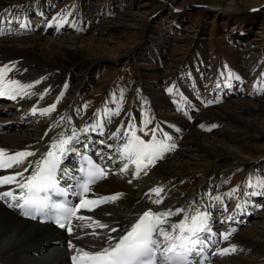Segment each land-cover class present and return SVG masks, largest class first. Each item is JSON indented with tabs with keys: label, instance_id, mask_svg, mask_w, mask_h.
<instances>
[{
	"label": "rangeland",
	"instance_id": "1",
	"mask_svg": "<svg viewBox=\"0 0 264 264\" xmlns=\"http://www.w3.org/2000/svg\"><path fill=\"white\" fill-rule=\"evenodd\" d=\"M28 3L39 7L51 4V6L46 5V10H53L48 16L43 13L46 10L40 12V16L35 11H26L30 24H35V27L41 30H31V34L45 39L60 38L63 34L96 35L101 45L128 49V53L123 58H112L111 54L110 57L103 58L95 64L94 76L89 80L82 99L86 98L95 106L101 100L106 101L100 105L107 108L115 107L118 101H125L128 109L119 112L116 116L132 117L133 112L130 109L132 108L134 110L132 121L137 127V134L141 137H151L152 127L161 130L160 133L157 132L160 138H163L162 132H167L173 137L164 128L166 121L179 123L186 128L196 118L201 117L200 113L206 108H214L232 100L246 101L252 105L258 100H264V0H30ZM26 9L29 7L24 10ZM9 11L10 9L4 15L7 21L12 20ZM67 14L69 17L66 16ZM129 14L134 15L135 19L128 18L123 25H119L118 22V26L112 29L101 22L106 20L115 22L118 16ZM43 15L56 16L59 19L67 17V19L59 30L56 25L47 24L50 28L44 32L46 26L40 23ZM80 17L86 21L81 20L78 23L76 19ZM98 23H101V26L98 27ZM11 27L13 30L18 29V22L12 23ZM51 27H54V30ZM90 27L94 30L91 31ZM28 34L29 32H26L18 36ZM73 68L70 71L77 76L80 68L74 71ZM229 72L233 74L230 80L231 87L225 85ZM237 75L240 80L235 79ZM159 96L164 100V104L159 102ZM82 99L77 101V105L80 106L81 103L82 107H86V104H82ZM209 100L214 103H207ZM179 101H186L187 111H181V108L175 110ZM5 102L10 104V101L0 102V110L6 105L8 110L15 111L9 107L11 105L1 104ZM191 104L196 108H191ZM92 110L95 117L104 111L91 107L86 110L85 115ZM258 113V110L244 112L242 117L262 123L263 133L236 132L232 137V141H236L237 144H253L252 153L242 146H233V142L229 140L228 145L236 155L224 156L215 161L207 154H203V148L198 145L189 144L183 147L176 142L177 146L166 160H174L175 156L187 160L188 163L185 165L192 170V173L184 174L171 185L168 184L166 186L168 196L179 198L180 195L191 193L195 186L206 179L208 169L215 166L221 170V173L212 176L215 187L211 189V193L218 190L214 194L220 195L223 192L228 193L233 188L237 189L231 198L224 197L226 206L224 210H220V213L231 211L241 199L247 198L252 206L245 209L250 210L251 214L248 216L249 213L244 211L238 215V212L233 213L237 215L232 218H235L234 224L238 230L245 232L256 229V226L258 229L263 228L264 187H249L250 181L255 185L258 180L264 178V116ZM81 114L77 117L79 118ZM139 117L144 121L143 125ZM83 118L73 119L81 121ZM41 122L43 123V117L39 116V120L30 124L36 126ZM239 123L229 118L213 119L208 125H199L196 129L213 136L216 131H233ZM107 125L110 129L109 124ZM28 127L29 124L16 130L13 125L7 132L29 131ZM127 127L128 125L124 126L122 123L120 129ZM140 127L144 130L140 131ZM222 135L224 139L227 137L223 133ZM109 149L116 154V149H112V146ZM183 149L187 151L181 153ZM200 154L203 156L200 157ZM125 162L121 161V164ZM200 164L204 166L203 171L200 170L199 173ZM116 167L119 168L118 165ZM150 171L151 168H147L133 177L132 167L129 166L121 177L123 179L126 177L128 184L139 188L151 174ZM115 177L120 179L119 176ZM252 191L260 194L251 195ZM214 222L215 226L220 225V228L223 226L218 217L212 218L210 224Z\"/></svg>",
	"mask_w": 264,
	"mask_h": 264
},
{
	"label": "bare ground",
	"instance_id": "2",
	"mask_svg": "<svg viewBox=\"0 0 264 264\" xmlns=\"http://www.w3.org/2000/svg\"><path fill=\"white\" fill-rule=\"evenodd\" d=\"M28 1L30 0H0V20L4 21V23H0V65L15 62V67L12 68V71L8 74L7 78L17 79L24 84L32 85V94L27 97H18L15 100L8 96L0 97V101L8 99L11 102L10 104L8 102L1 104L15 105L11 108L15 111L8 110L6 105L0 110V147H4L8 151L30 150L34 155L26 159L34 161L47 151L51 140L59 131L70 133V126L64 127V124H67V121H65L64 124H61L59 128H49V125L60 124V116L72 117L74 114V117H72V124L79 128L85 124L93 122L97 118L95 117L93 110L88 111L85 115L86 110L91 107H94L97 110H105L107 108L100 105L106 103V101L101 100L95 106L88 102L86 98L82 99V94L86 92L85 90L88 87V82L91 77L94 76V67L96 63L100 62L103 58L110 57L111 54L112 58H123V56L128 53V49H118L117 47L101 45L100 40L96 35L86 36L79 34H63L60 38L45 39L36 34H31V30L36 31L40 29L39 27H35V24H30V18L26 15V11H35L36 13H39L40 16V12L46 10V5L51 6V4H41L42 7H39V5L32 6ZM27 7H29V9L24 10ZM9 9V15L12 17V21L18 22L19 25V28L16 30H13L11 25H9L4 18L5 13ZM12 9L14 10L13 12ZM22 10H24L23 13ZM51 11L53 10L47 9L46 12L43 13L48 16ZM44 15L40 23L46 26L44 28V32H46L48 28H50L47 26L48 21L51 20L53 21V24L56 25V21L60 19L56 16L46 17ZM66 16H68V14ZM128 18L135 19L134 15L129 14L120 17L118 16L115 22L112 20L101 22L112 29L114 26H118V22H120L119 25L125 24V21H127ZM81 20H83L82 17L76 19L78 23ZM25 22H27V25L22 28L20 25ZM98 24V27L101 26V23ZM73 25L76 26L74 22ZM51 28L54 30V27ZM92 29L94 30L93 27ZM26 32H29V34L26 36H18V34ZM52 36H56V34H52ZM72 68L73 71L76 70V68H80L77 76H74L71 73L70 70H72ZM33 81H39V83L33 84ZM45 89H48V91L44 93L43 97H41L40 93H43ZM61 92L63 93V95L60 96V99L62 98V100L59 99L57 101L56 97L60 95ZM94 92L96 91H93V93ZM199 96H202V94ZM81 99L83 100L82 104H86V107H82L81 103L80 106L77 105V101H80ZM107 102L109 101L107 100ZM159 102L164 104V100L161 96H159ZM198 102L200 103V101ZM52 103H55L56 106L47 114H41L40 112L33 114L30 111L33 105L37 108H42L47 107L48 104ZM117 104L119 105L118 113L122 111L125 112L128 109L125 101H118L116 105ZM17 105H19L18 108H15ZM199 105L202 106V104ZM186 106V101H179L175 110H179L180 108L181 111L186 110L188 109ZM115 107H109L107 109ZM194 107L195 105L191 104V108ZM130 109L133 112L132 117L130 115H112L109 120L105 121L106 127L103 133V140L107 143L111 142L116 148L119 143L123 142L122 138L125 136V133L122 130L119 131L116 138H112L111 133L117 130V125L118 128H120L122 123L126 126L128 125L127 120H132L134 117V110L132 108ZM77 110L80 111L79 115L82 113L79 118L77 117ZM254 110H258V114L264 116V100H258L253 105L246 101L232 100L229 103L220 104L214 108H206L200 113L201 117L196 118V120H194L191 125H187L186 128L185 126H180L179 123L169 121H166L164 128L173 136H170L171 140L169 143H173L177 146V142L183 147H186L189 144L198 145L203 148V154H207L211 159L213 158V160L218 161L224 156L236 155L228 145V143L233 140L232 137L235 136L236 132L263 133V131H261L263 128L262 123H256L253 119L246 120L242 117V113H250ZM39 116L43 117V123H37L36 126H32L30 122L39 120ZM82 117L84 118L81 119V121H77ZM73 118L77 120H74ZM151 118H153V115ZM222 118L235 119L240 123L235 126L236 129L233 131H216L213 136L201 133L196 129L199 125H208L213 119ZM123 120L127 122H121ZM21 122L27 126L29 124V131H20L18 133L7 132L10 126H19L18 124ZM107 124H109L110 129H108ZM153 125L155 126V124ZM177 129H179V131H177ZM186 129L187 132L185 133ZM88 133L92 134L93 132ZM159 133H157V136L160 138ZM222 133L227 136L225 139ZM149 138L150 137L148 136L144 139L147 140ZM77 142H80V138ZM252 145L253 144L251 143L240 145L237 144L236 141L233 142V146H242V148L246 149L249 153L254 151ZM174 148H171L166 152L161 157L160 161L157 159L156 164L142 168L139 171L142 172L147 170V168H151V174L144 180L139 188L128 184L126 177H124V179L122 177H120V179L114 177V174H118L119 169L123 166L121 160H118L117 165L119 168H108L107 172L109 174L91 187L92 192L88 193L87 196L88 198H94L95 196L116 192H120L123 195L117 200L108 201L91 211L80 209L78 210V214L85 217L91 216L96 220H100L102 223L111 225L112 227H115L117 223L123 227L130 222L132 215L138 214L146 205L153 207L154 210L168 208L174 209L175 207L187 208L189 203L193 201L199 202L201 198H204V204L215 205L214 207L209 208V211L212 212L210 220L218 217V220L221 221L220 223L223 224L221 228L210 225L212 231L216 233V235L212 237L215 244L211 246L212 254L206 264H264V227L258 229L256 226V229L245 232L238 230L233 226L235 218L229 221L227 216L233 215L235 212H238V215L242 212L241 210L236 209L235 205V208L231 211H226L223 214L220 213V210H224L226 206L224 203V197L227 196L225 195L227 192L220 194L222 197L221 201L212 202L206 198V194L211 196L218 195L214 194L215 192H218V190L211 193V189L215 187L212 176L220 174V169L215 166L209 168V173L206 179L201 184L195 186L191 193L180 195L179 198H171L168 196L166 189L168 184L171 185L179 178H182L184 174L189 172L192 173V170L188 169L185 165L188 163L187 160L180 159L179 157L177 158L176 156L174 157L175 159L173 158L174 160H166V157L171 154V151ZM186 151V149H183L181 150V153ZM105 153L108 152L105 151ZM70 156L71 153L69 151L64 157L69 158ZM202 156L203 155L200 154V157ZM125 163H128V161ZM200 165V169L198 170L199 173L203 171L202 167L204 164ZM129 166L132 167V172L135 171L134 165L129 164ZM62 168L67 167L62 165ZM15 170L19 169H2L0 170V175L10 174ZM154 186H162L164 200L161 205H150V201L146 197L148 190ZM9 187L14 186H0V191H5ZM16 191H18V189H16ZM245 201H247L246 204ZM238 203L244 204V209L242 211H244V213L248 212L249 215L248 213L247 215L250 216L251 211L246 210L245 208L250 205L252 206V203L249 202L247 198L241 199ZM180 216H182V213L177 214L170 219L175 221ZM236 216L233 215L232 217ZM245 216L246 214H244V217ZM249 219L250 217L248 220ZM73 224L79 225V227H74V231L71 234H63L50 224L38 223L37 221L23 218L17 213V211L8 209L6 205L0 201V264H68V256L73 254V250H70L67 247L69 240H71L74 245L84 247L86 250H91L93 247L98 248L104 246L106 229L99 227L90 228L87 226L86 222L77 221L75 219L73 220ZM242 225L243 223L240 224V226ZM229 228L234 229V231H232L227 240H221L219 238V233L227 231ZM93 232L100 235H92L91 233ZM111 234L116 235L117 233ZM101 237H103V239ZM229 244L236 245L235 251L224 255L219 254L218 248L227 247Z\"/></svg>",
	"mask_w": 264,
	"mask_h": 264
},
{
	"label": "snow or ice",
	"instance_id": "3",
	"mask_svg": "<svg viewBox=\"0 0 264 264\" xmlns=\"http://www.w3.org/2000/svg\"><path fill=\"white\" fill-rule=\"evenodd\" d=\"M66 19L67 17H63L56 21L57 30ZM0 23H4V21L0 20ZM7 23L11 25L14 21L10 20ZM48 24H53V21H48ZM26 25L27 22L20 26L23 28ZM14 67L15 62L0 65V96H8L13 100L32 94L31 84H24L17 79L7 78ZM232 75L229 72L228 80L225 81L227 87H231ZM235 79L240 80V77L237 75ZM32 83L36 84L39 81ZM47 91L48 89H45L43 93H40L41 97ZM62 95L61 92L56 100L58 101ZM207 103L211 104L214 101L209 100ZM55 106V103L42 108L33 105L30 111L33 114L36 112L47 114ZM118 108V104L115 108H106L98 114L93 122L79 128L72 124V117L60 116V124L49 125V128H59L61 124L67 121L64 127L70 126V133L59 131L51 140L47 151L34 161L26 159L34 155L30 150L8 151L4 147H0V170L19 169L10 174L0 175V186H14L5 191H0V201L8 209L18 211L22 217L52 221L61 229L67 228L69 234L73 233L74 227H79V225L73 224L74 219L86 222L90 228L106 229L103 247H93L91 250H86L84 247L74 245L69 240L67 247L73 250L70 257L71 264H197V261L199 264H204L202 257L204 246H213L215 241L212 240V237L216 235L210 226L212 212L209 211V208L215 205L204 204V198H201L199 202L189 203L187 208L175 207L174 209L154 210L153 207L146 205L138 214L132 215L130 222L123 227L119 223L112 227L91 216L85 217L78 214L80 209L91 211L99 205L108 201H115L123 195L116 192L88 198L87 194L92 192L91 186L109 173L105 170L107 166L103 165V160L96 163L91 156L86 154L87 144L83 145L85 151L81 153L80 166L76 169V173L79 174V181L77 183L62 182L59 175L62 171L64 181L74 179L75 173L71 169L62 168L63 157L72 150V144L84 133L98 132L103 134L105 121L109 120L112 115H118ZM77 114H79V110H77ZM140 123L143 125L144 121L141 120ZM211 126L215 127V125ZM121 130L125 136L122 138L123 142L117 146L118 159L126 160L128 163H123L119 172L124 173L129 168V164L134 165L135 171L131 173L133 177L142 168L155 164L157 159L176 146L169 143L171 137L167 132H162L163 139L157 136V132L161 131L159 128L150 129L151 137L149 139L142 138L137 135V127L132 120L128 121L127 128H117L116 131L112 132L111 137L116 138ZM139 130L143 131L144 129L140 127ZM100 144L103 145L104 141L101 140ZM111 146V144L108 145L109 148ZM249 187H264V178L258 180L255 185L250 181ZM236 191L237 189L233 188L225 195L231 198ZM69 194L78 196V202L69 201L67 199ZM259 194L257 191L251 192V195ZM245 195H249V193H245ZM146 197L150 201V205H161L164 200L162 186L150 188ZM206 198L212 202L222 200L220 195L206 194ZM246 203L247 201H245ZM236 209L242 211L244 204L237 203ZM180 213L182 216L175 221L170 219ZM232 218V215L227 216L229 221ZM232 231L234 229L229 228L227 231L220 232L219 238L227 240ZM111 233L117 234L112 235ZM91 234L100 235L96 232ZM101 238L103 239V237ZM235 249L236 245L229 244L227 247L218 248V252L224 255L235 251Z\"/></svg>",
	"mask_w": 264,
	"mask_h": 264
}]
</instances>
